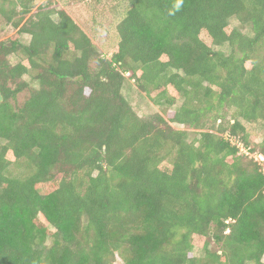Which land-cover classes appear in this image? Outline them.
I'll return each mask as SVG.
<instances>
[{
	"label": "trees",
	"instance_id": "trees-1",
	"mask_svg": "<svg viewBox=\"0 0 264 264\" xmlns=\"http://www.w3.org/2000/svg\"><path fill=\"white\" fill-rule=\"evenodd\" d=\"M125 1L105 54L56 0H0V264H264V0Z\"/></svg>",
	"mask_w": 264,
	"mask_h": 264
},
{
	"label": "rangeland",
	"instance_id": "rangeland-1",
	"mask_svg": "<svg viewBox=\"0 0 264 264\" xmlns=\"http://www.w3.org/2000/svg\"><path fill=\"white\" fill-rule=\"evenodd\" d=\"M42 1L37 0L35 5L38 6ZM56 7L67 9L72 18L90 35L98 50L106 54L118 41L116 25L122 18L125 9L128 7V3L125 0H56ZM14 32L15 28L5 22L0 16V41L13 36ZM21 38L23 41H28L29 35H23ZM201 38L209 44L210 40L206 34L202 33ZM8 58L12 64L17 61V57L13 56V54ZM25 78L28 79V76L25 75ZM122 92L136 114L141 117L157 113H163L166 117H169L173 113V107L166 109L163 106L155 104L150 97L140 93L132 80L125 78ZM26 96V90L19 93L16 97V103H22ZM227 111H229L228 113L232 112L231 109ZM244 124L249 132L251 143L255 141V138L261 139L264 135V129L260 124L247 122H244ZM173 126L183 128L184 125L173 123ZM191 137L192 133L190 132L189 138ZM240 150L245 152V154L247 152V149L242 145ZM200 242L196 241V244H193L192 255L201 256L202 248ZM262 260L264 261V254ZM113 264H123V262L120 257L115 256Z\"/></svg>",
	"mask_w": 264,
	"mask_h": 264
},
{
	"label": "built area",
	"instance_id": "built-area-1",
	"mask_svg": "<svg viewBox=\"0 0 264 264\" xmlns=\"http://www.w3.org/2000/svg\"><path fill=\"white\" fill-rule=\"evenodd\" d=\"M260 159L262 160V159H263V157H261V156H260ZM263 167H264V166H263Z\"/></svg>",
	"mask_w": 264,
	"mask_h": 264
},
{
	"label": "water",
	"instance_id": "water-1",
	"mask_svg": "<svg viewBox=\"0 0 264 264\" xmlns=\"http://www.w3.org/2000/svg\"><path fill=\"white\" fill-rule=\"evenodd\" d=\"M2 100V97H1V95H0V101Z\"/></svg>",
	"mask_w": 264,
	"mask_h": 264
}]
</instances>
